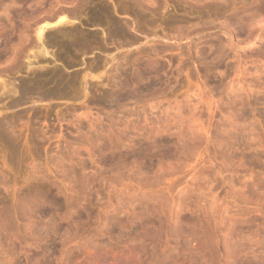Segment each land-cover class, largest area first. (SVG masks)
Here are the masks:
<instances>
[{"label": "rangeland", "instance_id": "1", "mask_svg": "<svg viewBox=\"0 0 264 264\" xmlns=\"http://www.w3.org/2000/svg\"><path fill=\"white\" fill-rule=\"evenodd\" d=\"M77 1L0 0V264H264V0H86L40 85Z\"/></svg>", "mask_w": 264, "mask_h": 264}, {"label": "bare ground", "instance_id": "2", "mask_svg": "<svg viewBox=\"0 0 264 264\" xmlns=\"http://www.w3.org/2000/svg\"><path fill=\"white\" fill-rule=\"evenodd\" d=\"M75 1V0H74ZM82 1V6L84 5L85 6V4H83V2H85L86 0H81ZM92 1V0H91ZM149 1V0H148ZM88 2V1H87ZM87 2H86V6H88L87 5ZM138 2L141 4V3H144L143 1L141 2V1H139L138 0ZM76 3H78V1L76 2ZM92 3V2H91ZM90 3V4H91ZM79 3H78V5L76 4V6H74L73 8L74 9H76V10H72V8H70L71 10H67V9H65V8H63V7H61V8H56V9H58L57 11H58V13H59V15H57L56 16V18H55V16L54 17H50L49 16V18H54V20L53 21H51L52 23H51V25L50 24H48L49 26H48V30L49 29H51L52 30V32H54L53 34L49 31V33H48V31H47V29L45 28V32H47V35L48 34H51V36L50 37H46L45 38V36H47V35H45L46 33L44 32V26L43 27H36V29H34L33 28V30H36V31H34L33 32V34L35 35H33V38L35 37V40H34V42H32L33 40H32V38H31V40L32 41H30L29 43H31V45H32V47H33V54H32V58L31 57H29V58H31V60L29 61L28 60V64L26 65L27 67H28V70L30 71L31 69H29V68H32V70H33V72H32V74L31 75H37L39 72L38 71H36V69H35V71H34V66H33V64L35 65V64H37V66L39 67V68H41L42 70H43V73H41L42 71H40V73L41 74H44V76H45V74H46V78L44 79L43 77V79H41V77H40V75L38 74V76L40 77V79L38 80V77H36L37 78V82L39 81V84L40 83H42V85L44 86V85H46L47 83L49 84H52L53 82L55 83V85H57V83H58V85H61V84H63L62 83V80H63V75L65 74V72H64V74H63V72H61L60 70L58 71L57 70V66H53L52 67V69L50 68V71H48V69H47V67L45 66V65H43V64H45L44 63V61H46L47 59H46V55L48 56V54H49V50H48V48L50 47H54V46H56V44L57 43H63V44H66L67 45V47H68V43L69 44H71V47H73L74 46V48L76 47L77 48V46H80V45H83L84 43H85V39L87 38V35L84 33L83 35H86L85 36V38L84 37H82L83 35H82V33H81V28H77V23H79V22H74V23H76V26H74L73 24V21H74V19L71 17L72 15H71V13H74V11H76L77 12V9H78V11H79V7H81V5H80ZM89 4V3H88ZM89 4V5H90ZM75 5V4H74ZM143 4H141V6H142ZM145 5V4H144ZM149 5H150V8L148 7V6H146V7H148L147 9L149 10H151V8H153V7H151V5H153V4H150L149 3ZM85 6V7H86ZM2 7V6H1ZM76 7H78V8H76ZM81 8H83V7H81ZM86 8H88V7H86ZM4 9V8H3ZM6 10V9H5ZM80 10H82V9H80ZM86 10V9H85ZM153 10H155V7L153 8ZM83 11V10H82ZM56 12V11H55ZM55 12H54V14H55ZM81 11H79L78 13H80ZM85 12V11H84ZM88 12V11H87ZM53 14V8H52V12H50L49 14L50 15H52ZM89 13V12H88ZM74 14H76V13H74ZM81 14H82V12H81ZM69 15H71L70 17L72 18V19H70L69 18ZM80 15V14H79ZM74 16V18L76 17L75 15H73ZM77 16H78V14H77ZM81 16V15H80ZM97 16V15H96ZM95 16V17H96ZM79 17V16H78ZM78 17H76V19L78 18ZM89 17V16H88ZM95 17H92V18H95ZM98 17V16H97ZM46 18V17H45ZM47 19H48V17H47ZM75 19V20H76ZM98 19V18H97ZM49 20V19H48ZM89 20H91L90 18H89ZM93 21L95 20V19H92ZM91 20V21H92ZM49 21V22H50ZM90 21V22H91ZM98 21H100V19L98 20ZM97 20L96 21H94L93 22V24L92 25H97V23L99 24V22H98ZM35 21H33V23H34ZM37 22V21H36ZM33 23H31V25L33 24ZM81 23V22H80ZM89 23V22H88ZM37 24V23H36ZM68 24L70 25L71 24V28H66V27H68ZM91 24V23H90ZM101 24V23H100ZM99 24V25H100ZM28 25H29V23H28ZM34 25V24H33ZM25 26L27 27V24H25ZM115 26V25H114ZM113 26V28H115V31H117V30H119V29H117V25H116V27H114ZM33 27V26H32ZM31 27V28H32ZM35 27V26H34ZM70 27V26H69ZM28 29H31V28H29V26L27 27ZM117 29V30H116ZM114 30V29H113ZM83 31V30H82ZM44 32V33H43ZM49 36V35H48ZM90 36V35H89ZM87 40V39H86ZM30 45V46H31ZM73 45V46H72ZM86 44H84V46H85ZM57 46H59L58 44H57ZM56 46V47H57ZM65 46V45H64ZM32 47H31V49H32ZM61 47H62V44H61ZM60 47V48H61ZM35 48V49H34ZM73 48V49H74ZM79 49H80V47H78ZM63 49H64V47H63ZM66 49V48H65ZM61 50H62V48H61ZM74 50H77V49H74ZM64 51H66V50H64ZM29 55V54H28ZM28 55H27V59H29L28 58ZM15 56H17V55H15ZM30 56V55H29ZM53 57V56H52ZM15 58V57H14ZM19 58V57H18ZM56 58V57H55ZM113 58V57H112ZM115 58V57H114ZM49 60V59H48ZM48 60H47V62H48ZM53 60H55V59H53ZM56 61V60H55ZM61 61V60H60ZM58 62V61H57ZM41 63H43V64H41ZM63 63V62H62ZM48 64V63H47ZM58 64V63H57ZM36 66V67H37ZM48 66V65H47ZM92 66H96V65H92ZM62 67H64V63H63V65H62ZM65 67H66V65H65ZM47 69V70H46ZM39 70V69H38ZM92 70H93V68H92ZM98 70H99V66H98ZM27 71V70H26ZM28 71V72H29ZM62 71H64L63 69H62ZM76 71H78V69H76ZM38 72V73H37ZM45 72V73H44ZM88 72V71H87ZM91 73V72H90ZM90 73H81V74H83V75H81L82 76V79H83V81H85L86 82V80H84V79H86L85 77H86V75L85 74H87V77H88V74H90ZM30 74V73H29ZM137 74H139V72L137 73ZM141 74V73H140ZM31 75H30V77H31ZM66 75H68L69 76V74L67 73ZM28 76V75H27ZM32 76V77H33ZM42 76V75H41ZM68 76H67V78H68ZM100 76V75H99ZM137 76V75H136ZM133 77L134 79H135V81L137 80L138 81V84H139V81L141 80V76H143L142 74L141 75H138L137 77ZM29 77V76H28ZM29 77V78H30ZM74 77V76H73ZM143 78H144V76H143ZM31 79V78H30ZM36 80V79H35ZM33 82H36V81H34V77H33V80H32ZM61 81V84H59V82ZM25 82V81H24ZM36 82V83H37ZM52 82V83H51ZM84 82V83H85ZM134 81H132V83H133ZM2 83H4V81H2ZM1 83V84H2ZM25 83H27V82H25ZM43 83H46V84H43ZM53 83V84H54ZM126 84H125V86L127 85V82H125ZM135 83V82H134ZM137 83V82H136ZM6 84V85H5ZM29 84V83H28ZM25 85L26 86V88H28L27 86H29V85ZM48 84L46 85V86H48ZM49 84V86H53V85H50ZM20 85H22L23 86V83L22 84H20ZM41 85V84H40ZM57 85V86H58ZM66 85V84H65ZM137 85V84H136ZM135 85V86H136ZM6 86H9V84L7 85V83H4L3 85H2V87H4L5 88V90L3 91V88H1L2 89V91H3V93L5 94L6 92L8 93V92H10L9 90H11V88H9V87H6ZM32 86V85H31ZM48 86V87H49ZM63 86H64V84H63ZM1 87V86H0ZM11 87V86H10ZM19 87H21V86H19ZM30 87V86H29ZM133 87H134V85H133ZM7 88V89H6ZM9 88V89H8ZM32 87H30L29 89H31ZM15 89H16V87L14 88V87H12V90L11 91H15ZM8 90V91H7ZM2 91H0V93L2 92ZM2 93V95H4ZM6 93V94H7ZM1 95V94H0ZM42 98V97H41ZM2 129H0V139H3L4 140V142L5 141H7L8 143L10 142V139H11V137H10V135H8L5 131H1ZM13 141V140H12ZM6 142V143H7ZM12 142H10V144H11ZM8 146H9V144H8ZM125 257H126V255H125ZM124 258V257H123ZM117 262V261H116ZM117 264H119V263H117Z\"/></svg>", "mask_w": 264, "mask_h": 264}]
</instances>
